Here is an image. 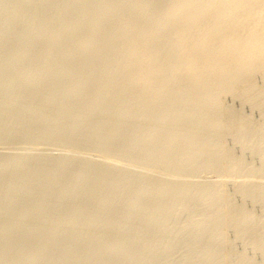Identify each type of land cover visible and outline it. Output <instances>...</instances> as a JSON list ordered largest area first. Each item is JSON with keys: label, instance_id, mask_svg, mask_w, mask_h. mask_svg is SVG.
<instances>
[{"label": "rangeland", "instance_id": "1", "mask_svg": "<svg viewBox=\"0 0 264 264\" xmlns=\"http://www.w3.org/2000/svg\"><path fill=\"white\" fill-rule=\"evenodd\" d=\"M67 1L68 0H0V4H1V6H0V22H1L0 23V41L1 40L3 41V42L2 41L0 42L1 43L0 44V47H1L0 48V54H1L0 55V74L3 72L2 76L0 75V81L2 80V82H0V85H1L0 86V98H1L0 100L2 101V102L0 101V103H1L0 104V109H1L0 110V115H1L0 116V195H1L0 196V216H1L0 217V264H55V263L56 264H72V263L73 264H230V263L231 264H264V243H263L264 242V179H263L264 178V148H263V146H264V131H263L264 130V126H263L264 125V80H263L264 74H262L263 71H262V73L259 70H258V72L255 71V73L257 72L256 74L255 73L253 74V76H255V77L253 78V76L251 75V77L253 79L249 76V79H252V81L250 83L247 81L248 83L246 82V86H248L250 84V87L245 86V82L243 83V81H246V80L244 79V77L243 78L241 77L240 78L241 81L238 79V81H240L239 84L237 83V80L234 81V82H236L235 83L236 85L234 84L233 88H231L232 84H233V82H232L230 84L229 83L224 84L225 89L223 88V86H222V88L220 87V89L216 88L215 90L218 93H215L213 91L214 89L213 90L211 89V91L208 90L209 91L208 95L211 96L213 94V97L208 98V100L206 98V97H209V96H207V91H205V93L203 92L204 93L203 95L206 94V97L203 96L204 97L203 98V97H201V95L195 97V96H193V94H190L188 92V90H190L191 88H189V86H190V84H188L189 80L186 79L187 82H185V78H187V76L185 74H184V76H185L184 80L182 79L183 78L182 74L184 73V70L182 71L181 69H183V68L180 69L179 67H181V66L176 65L179 63H176L177 62L176 61L177 56H175L176 55L175 52L172 51L174 55L172 54V52H170L171 50H173V48H172L173 42H171L173 39V36H171V32H172L171 30L173 27L172 26L170 27V25H169L170 28H168L166 30L168 25H165L166 22H164L165 20H163V19H166V17H164V15H163V11H164L163 9H165V7L167 8L166 0H161V1L160 0L159 1L158 0H154V1H152V0H133V2L135 4H136V2H137V4L140 2H141V4L146 3L147 5L142 4V7L143 8L145 7L144 9L141 6L139 7V5H137L138 7L135 5L136 6L135 7V6H133V3L130 4L131 3L130 1H132V0H130L129 2H128V0H125V1H127L126 2L127 5H125V1H124V5L122 4L123 2H121V1H123V0H102V1L101 0H73L74 2L72 0L71 1L69 0L68 1L69 3H67L68 5L65 4ZM10 2H11V4H10ZM159 2L161 4H159ZM120 3L123 5V7H125V6L126 7L125 8H123L122 6L117 7L116 5H119ZM113 6H116V8L114 9ZM148 6H149V11H147ZM66 7H68V9ZM104 8H105V10H104ZM117 8H118V10L128 9L126 11H129V10L133 11L136 9L137 12L135 11V13L138 15L142 14L144 12L149 13L151 18L145 24H143L141 26V28L143 27V29H147L148 27L150 28L151 25H152V27L154 26L156 32L154 31L155 33L154 32L152 33L153 34L152 39L154 41L156 40V43H159L160 47H163V46H161L162 45L161 43H164L163 45L165 47H167V48L157 47V50L159 49L157 51L158 52L157 53L158 59L159 60L163 59V57L165 59H167V60L163 59L164 61L160 60L161 62H158V64H161V65L163 64L162 65L163 68H164L165 64L167 65V66H165L167 68H165L166 70L164 71V72H167V73H165L167 75L165 76V74L163 73L160 75L162 78L158 77L159 79L157 78L158 80H155V82L159 83L161 85V87H159L160 85L157 84L158 88L154 89L155 91L152 90L153 92H151L149 89H147V90H149L148 92L146 90L142 91L139 87L138 88L140 90L138 88H135V87H134L135 88L134 89L133 86H127L128 84L125 83L126 79H128L127 77H129V74H128L129 72L126 70V68H127L126 65L128 63H127V61H125L126 60L125 58H127V54L125 52L119 53L117 51V47H114L115 45H117L118 42L121 41V38H122L121 36L117 35L114 31L116 29V27H114V26H116V24L118 23V22L115 23L116 19L122 18V16L120 14L118 15V13H116L117 11H115V10H117ZM141 8L143 9V12H142ZM61 10H63V11L60 13ZM80 10H82V11H80ZM156 10H158V12H156ZM98 11H100V12H98ZM106 11H108V12H106ZM124 11L122 13H124ZM126 11H125V14H126ZM65 12H69V13H65ZM80 12H81V14H80ZM120 12L121 11H119V13ZM9 13H11V14H9ZM76 13H77V15H75ZM161 14L164 18L161 16ZM51 17H53V18H51ZM59 17H60L61 22L58 19ZM23 18H24V20H23ZM66 18H67V20H66ZM7 19H9V21ZM35 19H37V20L35 21ZM159 20H160V23H162V20H163V23L160 24L158 22ZM51 21L52 22L54 21V22L52 23ZM57 21H59V22H57ZM71 21H72V23H70ZM75 21H77L79 24ZM81 21H82V23H81ZM108 21H109V23H108ZM36 22H37V24H36ZM153 22H155V23H153ZM91 23L95 27H93L91 25ZM17 24H19V25H17ZM38 24H39V26H38ZM162 25H165L166 27L162 26ZM69 26H71V27L69 28ZM85 26H87V27H85ZM111 27L113 29L114 28L115 29L113 30V29H111ZM18 28H19V30H18ZM55 28H56V30H55ZM52 29H54V30L52 31ZM162 29H165L164 30L165 32ZM112 30H113L114 34H116V35H111V33H113ZM68 31H70V32H68ZM76 31H78V32H76ZM83 31H84V33H83ZM166 31L168 34L166 33ZM73 32H75V33H73ZM156 33H157V35L159 34L158 37H157ZM160 33H161V35H160ZM1 34L3 36H1ZM28 34H30V35H28ZM36 34H37V36H36ZM55 34H56V36H55ZM63 34H65L66 37ZM162 34L163 35L166 34V35H164V37H163ZM91 35H92V37H91ZM108 35H109V37H108ZM154 35H155V37H154ZM77 36H80V37H77ZM82 36H84V37H82ZM168 36H170V37H168ZM54 37L56 38V41H55ZM99 37H100V39H98ZM15 38H17V40H14ZM69 38H71L70 41H69ZM22 39H24V40H22ZM168 39H169V42H168ZM12 40H14V41H12ZM47 40H49V41H47ZM99 40H102V41H99ZM54 41L58 43V46H57V43L55 44ZM59 41H61V42H59ZM35 42H36V44H35ZM4 43H6V45ZM93 43H95V44H93ZM7 44H9V45H7ZM73 44H75V45H73ZM97 44H99V45H97ZM159 44L157 46H159ZM76 45H78V46H76ZM91 45H92V47H91ZM104 46H106V47H104ZM16 47H18V48H16ZM66 48H67V50H66ZM75 48H77V49H75ZM101 49H103V51ZM58 50H60L61 52ZM93 50L95 53H93ZM110 50H111V52H110ZM168 50H169V52L167 53ZM13 51H16L18 56H17L16 52H13ZM51 51H53L56 55ZM46 52H48V53H46ZM72 52H75V53H72ZM81 52L83 54H81ZM85 52L87 55H85ZM159 52L160 53L162 52V54L164 53L163 55L166 54L167 56H169L168 54L170 53L171 56H169V59H168V58H166L167 57L166 55H165L166 56L165 57L162 54H160ZM13 53L16 55H13ZM21 53H23V54H21ZM41 53H42V55H41ZM51 53H53V54H51ZM58 53H60V54H58ZM115 53H119V54H115ZM33 54H35V55H33ZM74 54H75V56H74ZM113 54H115V55H113ZM121 54H122V56H120ZM54 55H55V57H54ZM103 55H105V56H103ZM12 56L13 57L15 56L16 58L15 57L13 58ZM31 57H32V59H30ZM73 57H75V58L73 59ZM119 57H121V58H119ZM61 58L64 60L62 61ZM70 58H71V61H70ZM76 58L78 60H76ZM97 58H98V60H96ZM174 58H176V59H174ZM53 59H55L56 62ZM103 59L105 60V63H103L104 62ZM14 60L16 63L14 62ZM19 60H20V62H19ZM38 60H40V61H38ZM47 60H48V62L45 63V61H47ZM50 60H51V62H50ZM122 60H124L126 64L123 63L124 61H122ZM34 61H36V62H34ZM77 61H79L78 64H77ZM82 61L84 62V64ZM90 61L92 62L91 64H90ZM94 61H95V63H94ZM97 61L99 63V67L97 65L98 63H96ZM165 61H169V62L167 63ZM62 62H64V63H62ZM33 63H34V65H33ZM35 63H37L36 67H34ZM9 64H11V65H9ZM88 64H90V66H91L90 68H89ZM93 64H94L95 68H97V69H95V68L92 69ZM109 64H110V66H109ZM124 64H125V69H122V68H124L123 67ZM7 65L9 66V68ZM17 65L19 68L17 67ZM29 65H31V67ZM32 65L34 68L32 67ZM87 65H88V67H87ZM77 66H78V68H77ZM15 67H16V69H15ZM68 67H69V71L67 70ZM174 67H175V69H174ZM39 68H41L40 69V70H42L41 72H40V70H38ZM61 68H62V70H61ZM76 68L78 70H76ZM178 68L181 70V72H180V70H178ZM27 70H29V71H27ZM50 70H52V71H50ZM81 70H83V71H81ZM124 70H126L128 73H126ZM16 71H17V74L15 73ZM75 71L78 72L79 74L76 73ZM120 71H122V72H120ZM58 72H60V74ZM102 72H103V74H102ZM124 72L126 75L123 74ZM43 73H44V75H42ZM53 73H55L56 76L59 74L58 75L59 77L57 76V78H56L55 74H53ZM20 74H21V76H20ZM51 74L54 77L49 76ZM75 74H77V76ZM92 74H94V77ZM95 74H97V75L99 74V75L96 76ZM174 74H175V76H174ZM6 75L11 76V77H7ZM27 76H29V77H27ZM64 76H66V77H64ZM100 76L103 79L99 78ZM123 76H124V78H123ZM163 76H165V78H167V80ZM43 77H44V79H43ZM47 77H48V79H49V77L51 79L48 80ZM83 77H84V79H83ZM86 77H87V79L88 78H90V79L87 80ZM176 77H178V78H176ZM111 78H113V80ZM245 78L247 79L248 77L245 76ZM99 79H100V81H99ZM161 79H163V80H161ZM178 79H179V81H181V80H183V81L179 82V81H177ZM242 79H243V81H242ZM32 80H33V82H32ZM34 80L36 81V83H34L35 82ZM79 80H81V81H79ZM114 80H117V82L115 81V83H114L113 82ZM120 80L121 81L123 80V81L121 83H119ZM51 81H53L52 82L53 85H52ZM69 81H70V83H68ZM72 81H73V83H72ZM89 81L92 83H88ZM103 81H105V82H103ZM158 81H160V82L162 81V84ZM54 82H56V83L58 82V83L56 84ZM76 82H78V83H76ZM101 82L103 83V85ZM173 82H175V83H173ZM84 83H86V84H84ZM113 83H114V85H113ZM185 83H186V85H185ZM12 84H13V86H12ZM60 84H61V87L63 86L62 88L60 87ZM63 84H66V85H63ZM69 84H70V86H69ZM72 84H74V86ZM77 84L79 85V88H82V87L83 88L79 89L77 87L78 86ZM96 84H98V85L100 84V86L98 87ZM109 84H111V85L109 86ZM163 84H164V86H162ZM169 84L172 86V88ZM228 84H229V86H228ZM242 84H244V85H242ZM251 84L253 86H251ZM25 86H26V88H25ZM33 86H35V87L33 88ZM40 86H41V88H40ZM47 86H48V88L49 87H51V88L48 89ZM93 86H95V87H93ZM113 86L114 87L117 86L116 88L118 90L116 88H114ZM186 86H188V90L186 89L187 88ZM237 86H239V87H237ZM5 87L6 88L8 87L10 90L7 88V90H8L7 91ZM21 87H24V89ZM74 87H76L77 89ZM92 87H93V89H92ZM100 87L102 88L103 91L101 90ZM128 87L131 89H129ZM162 87H164V88H162ZM226 87H228V89H226ZM252 87H253V89H252ZM86 88L87 89L90 88L91 91L87 90ZM29 89H30V91H27ZM40 89H44V90H42L43 92H41ZM56 89H58V91ZM96 89L99 92H97ZM107 89L108 90L110 89V90L108 91ZM111 89H113V90L116 89V91H113V90L111 91ZM122 89H123V91H121ZM217 89H219V90H217ZM222 89L224 91H222ZM31 90H33L35 92H33ZM49 90L52 92H50ZM15 91H16V93H15ZM88 91L90 94L88 93ZM140 91H142L144 93H142ZM173 91L176 93H173ZM65 92H67V93H65ZM68 92H69V94H68ZM73 92H75V93H73ZM107 92L110 94V95L108 94L109 96L107 95ZM111 92H113V93H111ZM167 92H168V94H167ZM210 92H213V93L210 94ZM28 93H30L31 96H29ZM70 93L72 96H70ZM131 93L132 94L134 93V95L135 94L136 95L135 96L131 95ZM150 93H152V94H150ZM163 93H165V94H163ZM214 93L216 95H214ZM6 94H8V96H6L7 98L5 97ZM63 94H65V95H63ZM139 94H141V95H139ZM154 94H156V95H154ZM160 94H161V96H160ZM162 94L165 97H162ZM16 95H18V96L16 97ZM52 95H53V97H52ZM111 95H112V97H110ZM114 95H116V98ZM138 95H139V97H137ZM142 95H144L143 96L144 98H142V97L140 98V96H142ZM100 96H102V97L100 98ZM122 96H124V98L125 97L126 98L124 99ZM241 96L243 97L242 99H241ZM9 97H10V99H9ZM34 97H36V98H34ZM41 97L43 98V100ZM71 97H72V99H71ZM77 97L79 99H77ZM95 97L96 98L98 97V98L96 99ZM157 97H158V99H157ZM12 98H14L15 100ZM32 98H34L33 99L34 101L32 100ZM37 98H38V100H36ZM114 98H115V100H114ZM119 98H120V100H119ZM134 98H135V100H134ZM145 98H146V100H145ZM199 98H201V99H199ZM221 98H223V99H221ZM63 99H64L65 103H64V101H63V103H61ZM80 99L83 101H81ZM93 99H95V101H93ZM109 99L111 100L110 102H109ZM138 99H139V101H138ZM151 99L153 101H151ZM79 100L81 101V103L83 105L80 103ZM90 100H92V101H90ZM113 100L115 102H112ZM121 100L125 101V103H123ZM130 100H132V101H130ZM161 100H162V102H161ZM181 100H183V101H181ZM223 100H224V103H223ZM4 101H7V102H4ZM49 101H52V102L49 103ZM69 101L72 103V105H70L71 103H69ZM77 101H79V102H77ZM88 101H90V102H88ZM147 101H149V102H147ZM154 101H158V102H156L157 104L154 103ZM178 101H180V102H178ZM100 102H102V103H100ZM132 102H133V104H131ZM150 102H152V103H150ZM160 102H161V104H160ZM18 103H19V106H18ZM30 103H32V104H30ZM36 103L39 105V107ZM41 103H43V105ZM73 103L74 104L76 103L75 104L76 106ZM91 103H94L93 106ZM96 103H97V105H96ZM34 104H36V105H34ZM58 104H60V105H58ZM117 104H120L121 107ZM134 104H136V105L140 104L141 106L138 105V107H133V106H136ZM41 105L44 107L40 108ZM50 105L53 107L50 108ZM63 105H64V107H63ZM73 105L75 106V108ZM88 105H89V107H88ZM99 105L101 106V108H100L101 110L98 108ZM216 105H219V106H216ZM6 106L8 109L6 108ZM28 106H29V109H28ZM60 106L62 107L63 110L61 109ZM81 106H82V108H81ZM83 106H84V108H83ZM90 106H91V108H90ZM161 106H163V107H161ZM255 106H257V107H255ZM68 107H70V108H68ZM77 107H79L80 110ZM115 107H116V109L117 108L118 109L116 110ZM126 107H127V109H126ZM224 107H226V111L222 112L225 110ZM35 108H36V110H35ZM87 108H88V110H87ZM155 108H158V109H155ZM15 109H16V111H15ZM71 109L74 112H72ZM83 109L86 112H84ZM133 109H134V111H133ZM137 109H138V111H137ZM143 109H145V110L143 111ZM37 110H39V111H37ZM41 110H43V111L41 112ZM65 110H66V113L64 112ZM89 110L93 116L91 115ZM98 110L104 114H101V112H99ZM151 110H152V112H151ZM115 111H118L117 113L119 116L117 115V113ZM123 111H124V113H123ZM23 112H25V113H23ZM39 112H41V113H39ZM77 112H79V113H77ZM143 112L144 113L147 112V114L146 113L144 114ZM88 113H90V114H88ZM140 113H141V116H139ZM15 114H17L19 117L16 116ZM22 114H24V115H22ZM36 114L41 116L42 118L43 117H45V118H43V120H42V118L39 116H36ZM109 114H112V115H109ZM222 114H224V115H222ZM27 115H28V117H27ZM50 115L53 117H51ZM66 115H67L68 119L70 118V120L67 119ZM114 115H117V116H114ZM132 115H133V117H132ZM23 116H24V120H21V119H23ZM250 116H251V118H250ZM13 117H15V118H13ZM58 117H59V119H57ZM65 117H66V120L62 121V119L64 120ZM74 117H75V119H74ZM76 117L79 119H76ZM87 117H89L90 120H88ZM134 117L135 118L140 117V118L135 119ZM29 118H31V119H29ZM146 118H147V120H146ZM222 118H223V121H222ZM38 119H40V121H38ZM84 119H85V121H84ZM129 119H131V120H129ZM44 120H46V121H44ZM23 121H24V123H22ZM46 122H48L49 124ZM258 122H260V123H258ZM55 123H56V125H55ZM123 123H125V124H123ZM223 123H225V124H223ZM12 124H13V126H12ZM40 124H42V125H40ZM23 125L27 128H25ZM158 125H159V127H158ZM256 125H257V127H256ZM77 126H79V127H77ZM106 126H107V128H105ZM140 126H142V127H140ZM203 126H205V129L203 128ZM167 127H169V128H167ZM225 127H227V128H225ZM248 127H250V128H248ZM66 128H67V130H66ZM62 129H63V131H62ZM92 129H94V130H92ZM100 129L102 130V132ZM155 129L157 131H155ZM85 130H86V132H85ZM32 132H33V134H32ZM107 132H108V134H107ZM103 133H104V135H103ZM126 133H128V134H126ZM255 133H256V135H255ZM96 136H98V137H96ZM149 136H150V138H149ZM258 136H259V138H258ZM19 140H20V142H19ZM163 140H165V141H163ZM95 141H96V143H95ZM168 141H169V143H168ZM107 143H109V145ZM219 144H220V146H219ZM124 147H125V149H124ZM161 147H162V149H161ZM254 147H256V148L254 149ZM133 150H134V152H133ZM22 151H23V153H22ZM136 152H137V154H135ZM184 156H185V158H184ZM105 159H107V160H105ZM223 161H225V162H223ZM181 163H183V164H181ZM226 163H228L229 165ZM222 164H224V165H222ZM142 168H143V170H142ZM173 168H175V169H173ZM193 168H194V170H193ZM90 170H92V171H90ZM3 171H5V172H3ZM45 173H46V175H45ZM127 175H128V177H127ZM164 175L166 177H164ZM229 175H231V176H229ZM234 175H235V178H234ZM130 176L133 178V180ZM175 176L179 180H176ZM125 177L128 179H126ZM173 177H175V178H173ZM232 177L234 179L230 180V178H232ZM241 177H244L245 179L244 178L241 179ZM166 178H167V180H166ZM224 179H226V180H224ZM35 181H36V183H35ZM259 181H261V182H259ZM160 182H162L163 184ZM177 182H179V183H177ZM44 183H45V185H44ZM223 183H225V184L222 188L221 185H223ZM137 188H138V190H137ZM162 188H164V189H162ZM123 190H124V192H123ZM221 191H223V192L221 193ZM167 192H168V194H171V195L169 196L167 194ZM218 194H219V196H218ZM229 200H231V201L229 202ZM237 201H238V203H237ZM212 204L214 207L212 206ZM222 204H225V205H222ZM232 210H233V212H232ZM226 211L229 214L226 213ZM235 211H236V213H235ZM204 213H205V215H204ZM230 214H232L233 216ZM189 215H191V216H189ZM175 216H177V217H175ZM149 218H150V220H149ZM157 219H159V220H157ZM252 219H253V221H252ZM134 222H136L137 224ZM188 223H189V225H188ZM157 224H158V226H157ZM220 224H222V225H220ZM137 228H139V229H137ZM245 228H247V229H245ZM209 233H210V235H209ZM181 235H183V236H181ZM206 236H207V238H206ZM123 239L125 242L123 241ZM220 239H223V240H220ZM135 240H136V242H135ZM230 240L232 241V243L230 242ZM260 240H261V242H259ZM215 243H217V244H215ZM125 246H126V248H125ZM253 246H255V247H253ZM133 249H135V250H133ZM238 249H239V251H238ZM215 251L216 252L219 251V253H216ZM129 255H130V257H129ZM196 256H197V258H196ZM220 256L221 257L223 256V257L221 258ZM188 258H189V260H188ZM166 259H168V260H166ZM226 259L228 262L226 261ZM229 259H230V262H229ZM235 260L237 261V263Z\"/></svg>", "mask_w": 264, "mask_h": 264}, {"label": "bare ground", "instance_id": "2", "mask_svg": "<svg viewBox=\"0 0 264 264\" xmlns=\"http://www.w3.org/2000/svg\"><path fill=\"white\" fill-rule=\"evenodd\" d=\"M69 1V0H68ZM66 2L65 4H67V3H69V2ZM71 1V0H70ZM73 1V0H72ZM102 1V0H101ZM124 1L125 0H123V1H121V2H123L122 4L124 5ZM130 0H128V2H129ZM152 1H154V0H152ZM159 1V0H158ZM161 1V0H160ZM12 2V1H11ZM11 2H10V4H11ZM18 2V1H17ZM56 2V1H55ZM74 2V1H73ZM112 2V1H111ZM126 2L127 1H125V5H127L126 4ZM131 3L130 4H132L133 3V6H137V5H139V7L141 6L142 7V4H144V3H142L141 4V2L140 3H138L137 4V2H136V4L133 2V0L132 1H130ZM139 2V1H138ZM149 2V1H148ZM60 3V2H59ZM79 3V2H78ZM108 3V2H107ZM117 3V2H116ZM151 3V2H150ZM167 3V4H166ZM166 5H167V8L165 7V9H163L164 11H163V15H164V17H166V19H163L164 17L162 16V14H161V16L163 17L162 19L163 20H165L164 22H166V24L165 25H168V27L166 28V30L168 29V28H170L171 26L173 27L172 28V32H171V36H173V39H172V41L171 42H173L172 43V48H173V50H171L170 52H172V51H174L175 52V56H177V62L176 63H179V64H176L177 66H181V67H179L180 69L181 68H183V69H181L182 71L184 70V73L182 74V76H183V80H184V74L187 76V78H185V82H187L186 81V79L187 80H189V83L188 84H190V86H189V88H191L190 90H188V86H186L185 88L188 90V92L190 93V94H193V96H195V97H197V96H200L201 95V97H206V94L205 95H203L204 93H205V91H207V96H209V97H206L207 98V100H208V98H211V97H213V94L210 96V95H208V90H210L211 91V89L215 92V93H218V92H216V88H219L220 89V87L222 88V86H223V88H224V84H227V83H232L233 82V84H232V87L231 88H233L234 86V84L236 83V82H234V81H236L237 80V83L239 84L240 83V81H241V77L243 78L244 77V79L246 80V81H243V79H242V81H243V83L245 82V86H246V82L248 81L249 83L252 81V79L255 77V76H253V74L255 73V71H257L258 72V70L259 71H261V73H262V71H263V73L262 74H264V0H166ZM4 4V3H3ZM23 4V3H22ZM27 4V3H26ZM29 4V3H28ZM95 4V3H94ZM104 4V3H103ZM121 3L119 4V5H116L117 7L118 6H122L123 7V5H122ZM141 4V5H140ZM146 4V3H145ZM144 4V5H145ZM159 4H161L160 2H159ZM5 5V4H4ZM68 5V4H67ZM76 5V4H75ZM74 5V6H75ZM90 5V4H89ZM106 5V4H105ZM111 5V4H110ZM147 5V4H146ZM158 5V4H157ZM0 6H1V4H0ZM17 6V5H16ZM43 6V5H42ZM46 6V5H45ZM98 6V5H97ZM116 6H113L114 7V9L116 8ZM131 6V5H130ZM135 6V7H136ZM154 6V5H153ZM160 6V5H159ZM6 7V6H5ZM63 7V6H62ZM69 7V6H68ZM68 7H66L67 9H68ZM92 7V6H91ZM119 7V8H120ZM126 7V6H125ZM125 7H123V8H125ZM134 7V8H135ZM138 7V6H137ZM158 7V6H157ZM163 7V6H162ZM2 8V7H1ZM4 8V7H3ZM16 8V7H15ZM14 8V9H15ZM57 8V7H56ZM103 8V7H102ZM129 8V7H128ZM143 8V7H142ZM141 8V9H142ZM145 8V7H144ZM143 8V9H144ZM70 9V8H69ZM76 9V8H75ZM143 9H142V12H143ZM159 9V8H158ZM7 10V9H6ZM24 10V9H23ZM60 10V9H59ZM65 10V9H64ZM104 10H105V8H104ZM108 10V9H107ZM126 10H128V9H120V10H118V8H117V10H115V11H117L116 13H118V15L120 14L121 16H122V18H115L116 19V21H115V23H117L116 24V26H114V27H116V29L114 30L112 27H111V29H113L114 31H115V33L117 34V35H119V36H121L122 38H121V41L120 42H118L117 43V45H115L114 47H117V51L120 53V52H125L126 54H127V58H125L126 60L125 61H127V63L129 64H127L126 65V70L129 72H127L126 70H124L126 73H128L129 74V77H127L128 79H126V81H125V83L126 84H128L127 86H133V88L135 87V88H140L142 91H151V92H153L152 90H154V89H156V88H158V85H160L159 83H156L155 82V80H158L159 78L158 77H161L160 75L161 74H165V73H167V72H164L166 69L165 68H167V67H165V66H167L166 64L164 65V68L162 67V65L161 64H158V62H161L163 59L164 60H167V59H165L163 56H165V55H163L162 54V52L160 53V54H162L161 56L163 57V59H158V50H157V47H160V44L159 43H156V40L154 41L153 39H152V33L155 31V28H154V26L152 27V25H151V27L149 28H147V29H143V27L141 28V26L143 25V24H145L151 17H150V14L149 13H142V14H136L135 13V11H136V9L135 10H133V11H131V10H129V11H126V14H125V11ZM153 10V9H152ZM18 11V10H17ZM47 11V10H46ZM53 11V10H52ZM63 10H61L60 11V13L62 12ZM80 11H82V10H80ZM87 11V10H86ZM93 11V10H92ZM110 11V10H109ZM119 11H121L120 13H119ZM124 11V13H122ZM139 11V10H138ZM147 11H149V6H148V10ZM154 11V10H153ZM71 12V11H70ZM98 12H100V11H98ZM106 12H108V11H106ZM137 12V11H136ZM140 12V11H139ZM152 12V11H151ZM156 12H158V10H156ZM17 13V12H16ZM51 13V12H50ZM65 13H69V12H65ZM95 13V12H94ZM93 13V14H94ZM97 13V12H96ZM111 13V12H110ZM123 15H122V14ZM160 13V12H159ZM6 14V13H5ZM9 14H11V13H9ZM18 14V13H17ZM56 14V13H55ZM58 14V13H57ZM80 14H81V12H80ZM109 14V13H108ZM125 14V15H124ZM75 15H77V13L75 14ZM101 15V14H100ZM103 15V14H102ZM115 15V14H114ZM154 15V14H153ZM157 15V14H156ZM7 16V15H6ZM48 16V15H47ZM67 16V15H66ZM65 16V17H66ZM97 16V15H96ZM120 16V17H121ZM13 17V16H12ZM40 17V16H39ZM49 17V16H48ZM73 17V16H72ZM76 17V16H75ZM109 17V16H108ZM112 17V16H111ZM155 17V16H154ZM20 18V17H19ZM26 18V17H25ZM41 18V17H40ZM50 18V17H49ZM51 18H53V17H51ZM94 18V17H93ZM59 20H60V17L58 18ZM75 19V18H74ZM79 19V18H78ZM95 19V18H94ZM111 19V18H110ZM114 19V18H113ZM119 19V20H118ZM8 21H9V19H7ZM23 20H24V18H23ZM37 19H35V21H36ZM66 20H67V18H66ZM82 20V19H81ZM93 20V19H92ZM118 20V21H117ZM158 20V19H157ZM161 20V19H160ZM160 20L158 21L159 23H160ZM163 20H162V23H163ZM14 21V20H13ZM29 21V20H28ZM85 21V20H84ZM87 21V20H86ZM98 21V20H97ZM107 21V20H106ZM18 22V21H17ZM33 22V21H32ZM52 22V21H51ZM54 22V21H53ZM52 22V23H53ZM57 22H59V21H57ZM60 22H61V20H60ZM75 22H77V21H75ZM74 22V23H75ZM93 22V21H92ZM1 23V22H0ZM23 23V22H22ZM31 23V22H30ZM65 23V22H64ZM70 23H72V21L70 22ZM78 23V22H77ZM81 23H82V21H81ZM87 23V22H86ZM108 23H109V21H108ZM153 23H155V22H153ZM162 23H160V24H162ZM21 24V23H20ZM36 24H37V22H36ZM79 24V23H78ZM107 24V23H106ZM112 24V23H111ZM152 24V23H151ZM159 24V25H160ZM11 25V24H10ZM17 25H19V24H17ZM44 25V24H43ZM46 25V24H45ZM73 25V24H72ZM83 25V24H82ZM87 25V24H86ZM91 25H92V23H91ZM95 25V24H94ZM101 25V24H100ZM148 25V24H147ZM154 25V24H153ZM165 25H162V26H165ZM169 25H170V27H169ZM38 26H39V24H38ZM57 26V25H56ZM93 26V25H92ZM112 26V25H111ZM150 26V25H149ZM156 26V25H155ZM161 26V27H162ZM36 27V26H35ZM50 27V26H49ZM52 27V26H51ZM62 27V26H61ZM71 26H69V28H70ZM74 27V26H73ZM78 27V26H77ZM82 27V26H81ZM85 27H87V26H85ZM93 27H95V26H93ZM159 27V26H158ZM166 27V26H165ZM17 28V27H16ZM38 28V27H37ZM36 28V29H37ZM84 28V27H83ZM108 28V27H107ZM15 29V28H14ZM48 29V28H47ZM78 29V28H77ZM82 29V28H81ZM97 29V28H96ZM100 29V28H99ZM18 30H19V28H18ZM54 29H52V31H53ZM55 30H56V28H55ZM89 30V29H88ZM113 30H112V32H113ZM163 31L165 30V29H162ZM2 31V30H1ZM36 31V30H35ZM34 31V32H35ZM51 31V30H50ZM61 31V30H60ZM79 31V30H78ZM78 31H76V32H78ZM82 31V30H81ZM3 32V31H2ZM11 32V31H10ZM15 32V31H14ZM33 32V31H32ZM39 32V31H38ZM55 32V31H54ZM63 32V31H62ZM68 32H70V31H68ZM111 32V31H110ZM109 32V33H110ZM156 32V31H155ZM154 32V33H155ZM158 32V31H157ZM165 32V31H164ZM163 32V33H164ZM169 32V33H170ZM8 33V32H7ZM16 33V32H15ZM66 33V32H65ZM73 33H75V32H73ZM83 33H84V31H83ZM88 33V32H87ZM94 33V32H93ZM92 33V34H93ZM100 33V32H99ZM166 33H167V31H166ZM11 34V33H10ZM14 34V33H13ZM33 34V33H32ZM48 34V33H47ZM53 34V33H52ZM57 34V33H56ZM56 34H55V36H56ZM70 34V33H69ZM68 34V35H69ZM101 34V33H100ZM116 34H114V32L113 33H111V35H116ZM168 34V33H167ZM28 35H30V34H28ZM63 35H65V34H63ZM97 35V34H96ZM156 35H157V33H156ZM160 35H161V33H160ZM163 35V34H162ZM164 35H166V34H164ZM164 35H163V37H164ZM1 36H3L2 34H1ZM17 36V35H16ZM27 36V35H26ZM36 36H37V34H36ZM51 36V35H50ZM159 36V34L157 35V37ZM5 37V36H4ZM33 37V36H32ZM49 37V36H48ZM47 37V38H48ZM59 37V36H58ZM65 37H66V35H65ZM70 37V36H69ZM72 37V36H71ZM77 37H80V36H77ZM82 37H84V36H82ZM88 37V36H87ZM86 37V38H87ZM90 37V36H89ZM91 37H92V35H91ZM90 37V38H91ZM108 37H109V35H108ZM154 37H155V35H154ZM156 37V38H157ZM168 37H170V36H168ZM14 38V37H13ZM19 38V37H18ZM37 38V37H36ZM35 38V39H36ZM55 38V37H54ZM115 38V37H114ZM118 38V37H117ZM162 38V37H161ZM172 38V37H171ZM26 39V38H25ZM70 39L71 38H69V41H70ZM75 39V38H74ZM97 39V38H96ZM98 39H100V37L98 38ZM160 39V38H159ZM158 39V40H159ZM163 39V38H162ZM5 40V39H4ZM14 40H17V38H15ZM14 40H12V41H14ZM22 40H24V39H22ZM53 40V39H52ZM84 40V39H83ZM86 40V39H85ZM91 40V39H90ZM113 40V39H112ZM161 40V39H160ZM2 41V40H1ZM0 41V42H1ZM20 41V40H19ZM47 41H49V40H47ZM55 41H56V38H55ZM54 41V42H55ZM68 41V42H69ZM79 41V40H78ZM99 41H102V40H99ZM98 41V42H99ZM3 42V41H2ZM6 42V41H5ZM52 42V41H51ZM59 42H61V41H59ZM66 42V41H65ZM86 42V41H85ZM97 42V43H98ZM163 42V41H162ZM168 42H169V39H168ZM9 43V42H8ZM17 43V42H16ZM57 42H55V44H56ZM76 43V42H75ZM100 43V42H99ZM1 44V43H0ZM3 44V43H2ZM5 45H6V43H4ZM19 44V43H18ZM35 44H36V42H35ZM34 44V45H35ZM86 44V43H85ZM93 44H95V43H93ZM112 44V43H111ZM115 44V43H114ZM159 44V46H157ZM162 45L161 46H163V47H160V48H164L165 46L163 45L164 43H161ZM7 45H9V44H7ZM11 45V44H10ZM53 45V44H52ZM71 45V44H70ZM73 45H75V44H73ZM90 45V44H89ZM97 45H99V44H97ZM166 45V44H165ZM37 46V45H36ZM42 46V45H41ZM55 46V45H54ZM53 46V47H54ZM57 46H58V43H57ZM76 46H78V45H76ZM75 46V47H76ZM83 46V45H82ZM7 47V46H6ZM13 47V46H12ZM34 47V46H33ZM43 47V46H42ZM73 47V46H72ZM91 47H92V45H91ZM104 47H106V46H104ZM111 47V46H110ZM1 48V47H0ZM16 48H18V47H16ZM36 48V47H35ZM45 48V47H44ZM55 48V47H54ZM70 48V47H69ZM68 48V49H69ZM82 48V47H81ZM85 48V47H84ZM88 48V47H87ZM96 48V47H95ZM165 48H167V47H165ZM169 48V47H168ZM9 49V48H8ZM47 49V48H46ZM51 49V48H50ZM53 49V48H52ZM75 49H77V48H75ZM4 50V49H3ZM10 50V49H9ZM14 50V49H13ZM16 50V49H15ZM56 50V49H55ZM66 50H67V48H66ZM82 50V49H81ZM88 50V49H87ZM97 50V49H96ZM100 50V49H99ZM102 51H103V49H101ZM163 50V49H162ZM22 51V50H21ZM20 51V52H21ZM42 51V50H41ZM49 51V50H48ZM54 51V50H53ZM53 51H51V52H53ZM58 51H60V50H58ZM63 51V50H62ZM80 51V50H79ZM84 51V50H83ZM92 51V50H91ZM13 52H16V51H13ZM61 52V51H60ZM71 52V51H70ZM87 52V51H86ZM86 52H85V55H87L86 54ZM89 52V51H88ZM110 52H111V50H110ZM109 52V53H110ZM166 52V51H165ZM169 52V50L167 51V53ZM10 53V52H9ZM45 53V52H44ZM46 53H48V52H46ZM50 53V52H49ZM54 53V52H53ZM53 53H51V54H53ZM57 53V52H56ZM67 53V52H66ZM72 53H75V52H72ZM93 53H95L94 52V50H93ZM92 53V54H93ZM97 53V52H96ZM105 53V52H104ZM107 53V52H106ZM113 53V52H112ZM119 53H115V54H119ZM124 53V54H125ZM3 54V53H2ZM16 54H17V52H16ZM16 54H14L13 53V55H16ZM20 54V53H19ZM21 54H23V53H21ZM55 54V53H54ZM58 54H60V53H58ZM63 54V53H62ZM71 54V53H70ZM81 54H83L82 52H81ZM115 54H113V55H115ZM172 54H173V52H172ZM1 55V54H0ZM10 55V54H9ZM29 55V54H28ZM33 55H35V54H33ZM41 55H42V53H41ZM56 55V54H55ZM55 55H54V57H55ZM64 55V54H63ZM67 55V54H66ZM169 56H171V54L169 53L168 54ZM174 55V54H173ZM8 56V55H7ZM17 56H18V54H17ZM72 56V55H71ZM70 56V57H71ZM74 56H75V54H74ZM103 56H105V55H103ZM109 56V55H108ZM107 56V57H108ZM120 56H122V54L120 55ZM160 56V55H159ZM167 56V55H166ZM165 56V57H166ZM169 56H167L166 58H168L169 59ZM13 57V56H12ZM15 57V56H14ZM13 57V58H14ZM28 57V56H27ZM79 57V56H78ZM96 57V56H95ZM115 57V56H114ZM125 57V56H124ZM123 57V58H124ZM161 57V58H162ZM11 58V57H10ZM16 58V57H15ZM60 58V57H59ZM66 58V57H65ZM75 57H73V59H74ZM86 58V57H85ZM88 58V57H87ZM93 58V57H92ZM106 58V57H105ZM111 58V57H110ZM119 58H121V57H119ZM122 58V59H123ZM4 59V58H3ZM30 59H32V57L30 58ZM39 59V58H38ZM48 59V58H47ZM58 59V58H57ZM69 59V58H68ZM81 59V58H80ZM83 59V58H82ZM114 59V58H113ZM112 59V60H113ZM116 59V58H115ZM174 59H176V58H174ZM17 60V59H16ZM54 61H55V59H53ZM61 60L63 61L64 59H62L61 58ZM76 60H78L77 58H76ZM85 60V59H84ZM88 60V59H87ZM96 60H98V58L96 59ZM104 60V59H103ZM118 60V59H117ZM163 60V61H164ZM32 61V60H31ZM38 61H40V60H38ZM70 61H71V58H70ZM69 61V62H70ZM107 61V60H106ZM122 61H124V60H122ZM121 61V62H122ZM125 61L123 62V63H125ZM157 61V62H156ZM173 61V60H172ZM3 62V61H2ZM8 62V61H7ZM14 62H15V60H14ZM19 62H20V60H19ZM26 62V61H25ZM34 62H36V61H34ZM46 62H48V60L47 61H45V63ZM50 62H51V60H50ZM49 62V63H50ZM53 62V61H52ZM56 62V61H55ZM73 62V61H72ZM78 62L79 61H77V64H78ZM83 62V61H82ZM88 62V61H87ZM111 62V61H110ZM109 62V63H110ZM114 62V61H113ZM120 62V63H121ZM165 62H169V61H165ZM6 63V62H5ZM9 63V62H8ZM16 63V62H15ZM39 63V62H38ZM61 63V62H60ZM62 63H64V62H62ZM66 63V62H65ZM92 62L90 61V64H91ZM94 63H95V61H94ZM96 63H98V61L96 62ZM103 63H105V60H104V62ZM107 63V62H106ZM119 63V64H120ZM164 63V62H163ZM26 64V63H25ZM36 64L37 63H35V66L34 67H36ZM51 64V63H50ZM76 64V65H77ZM83 64H84V62H83ZM87 64V63H86ZM90 64H88L89 65V68L91 67L90 66ZM108 64V63H107ZM118 64V65H119ZM126 64V63H125ZM125 64L123 65V67L124 68H122V69H125ZM158 64V65H157ZM9 65H11V64H9ZM23 65V64H22ZM28 65V64H27ZM33 65H34V63H33ZM33 65H32V67H33ZM58 65V64H57ZM66 65V64H65ZM64 65V66H65ZM69 65V64H68ZM88 65H87V67H88ZM98 65V67H99V63L97 64ZM96 65V66H97ZM105 65V64H104ZM103 65V66H104ZM160 65V66H159ZM8 66V65H7ZM30 67H31V65H29ZM53 66V65H52ZM61 66V65H60ZM63 66V67H64ZM67 66V65H66ZM71 66V65H70ZM79 66V65H78ZM78 66H77V68H78ZM101 66V65H100ZM107 66V65H106ZM109 66H110V64H109ZM114 66V65H113ZM173 66V65H172ZM12 67V66H11ZM17 67H18V65H17ZM33 67V68H34ZM73 67V66H72ZM81 67V66H80ZM93 68L92 69H94L95 68V66H94V64H93V66H92ZM108 67V66H107ZM2 68V67H1ZM6 68V67H5ZM8 68H9V66H8ZM19 68V67H18ZM32 68V69H33ZM57 68V67H56ZM71 68V67H70ZM76 68V70H78ZM101 68V67H100ZM178 68V70H180ZM11 69V68H10ZM15 69H16V67H15ZM28 69V68H27ZM31 69V68H30ZM41 68H39L38 70H40ZM75 69V68H74ZM80 69V68H79ZM84 69V68H83ZM86 69V68H85ZM95 69H97V68H95ZM111 69V68H110ZM113 69V68H112ZM172 69V68H171ZM170 69V70H171ZM174 69H175V67H174ZM14 70V69H13ZM49 70V69H48ZM47 70V71H48ZM61 70H62V68H61ZM68 71H69V67H68V69H67ZM117 70V69H116ZM181 70H180V72H181ZM5 71V70H4ZM15 71V70H14ZM24 71V70H23ZM22 71V72H23ZM27 71H29V70H27ZM42 70H40V72H41ZM44 71V70H43ZM50 71H52V70H50ZM54 71V70H53ZM60 71V70H59ZM74 71V70H73ZM80 71V70H79ZM81 71H83V70H81ZM85 71V70H84ZM87 71V70H86ZM89 71V70H88ZM97 71V70H96ZM175 71V70H174ZM8 72V71H7ZM11 72V71H10ZM31 72V71H30ZM65 72V71H64ZM76 72V71H75ZM92 72V71H91ZM95 72V71H94ZM93 72V73H94ZM100 72V71H99ZM120 72H122V71H120ZM125 72L123 73V74H125ZM170 72V71H169ZM256 72V73H257ZM3 73V72H2ZM2 73L0 74L1 76H2ZM5 73V72H4ZM12 73V72H11ZM10 73V74H11ZM16 74H17V71L15 72ZM33 73V72H32ZM45 73V72H44ZM44 73L42 74V75H44ZM49 73V72H48ZM59 74H60V72H58ZM57 73V74H58ZM70 73V72H69ZM73 73V72H72ZM76 73H78V72H76ZM81 73V72H80ZM84 73V72H83ZM88 73V72H87ZM97 73V72H96ZM108 73V72H107ZM171 73V72H170ZM255 73V74H256ZM28 74V73H27ZM41 74V73H40ZM53 74H55V73H53ZM58 74V75H59ZM63 74V73H62ZM65 74V73H64ZM79 74V73H78ZM82 74V73H81ZM102 74H103V72H102ZM110 74V73H109ZM169 74V73H168ZM177 74V73H176ZM9 75V74H8ZM26 75V74H25ZM30 75V74H29ZM32 75V74H31ZM57 75V76H58ZM76 76H77V74H75ZM74 75V76H75ZM91 75V74H90ZM93 75V77H94V74H92ZM96 76H98L97 74H95ZM126 75V74H125ZM167 74H165V76H166ZM251 75L253 76V78L251 77ZM261 75V74H260ZM7 76V75H6ZM15 76V75H14ZM20 76H21V74H20ZM49 76H53L52 74L51 75H49ZM55 76H56V74H55ZM57 76H56V78H57ZM70 76V75H69ZM68 76V77H69ZM81 76V75H80ZM165 76H163L164 78H165ZM174 76H175V74H174ZM245 76L246 77H248L247 79L245 78ZM249 76L252 78V79H249ZM257 76V75H256ZM7 77H11V76H7ZM16 77V76H15ZM27 77H29V76H27ZM54 77V76H53ZM59 77V76H58ZM62 77V76H61ZM64 77H66V76H64ZM71 77V76H70ZM85 77V76H84ZM84 77H83V79H84ZM91 77V76H90ZM262 77V76H261ZM13 78V77H12ZM42 78V77H41ZM76 78V77H75ZM82 78V77H81ZM80 78V79H81ZM97 78V77H96ZM99 78H101V79H103L101 76L99 77ZM105 78V77H104ZM123 78H124V76H123ZM126 78V77H125ZM158 78V79H157ZM162 78V77H161ZM174 78V77H173ZM176 78H178V77H176ZM258 78V77H257ZM263 78V77H262ZM2 79V78H1ZM23 79V78H22ZM26 79V78H25ZM35 79V78H34ZM43 79H44V77H43ZM47 79H48V77H47ZM49 79H51L50 77H49ZM48 79V80H49ZM55 79V78H54ZM53 79V80H54ZM67 79V78H66ZM72 79V78H71ZM86 79H87V77H86ZM88 79H90V78H88ZM87 79V80H88ZM112 80H113V78H111ZM115 79V78H114ZM119 79V78H118ZM122 79V78H121ZM166 80H167V78H165ZM238 79L240 80V81H238ZM261 79V78H260ZM63 80V79H62ZM69 80V79H68ZM161 80H163V79H161ZM170 80V79H169ZM183 80H181V81H183ZM262 80V79H261ZM264 80V79H263ZM262 80V81H263ZM30 81V80H29ZM28 81V82H29ZM35 81V80H34ZM47 81V80H46ZM61 81V80H60ZM75 81V80H74ZM79 81H81V80H79ZM99 81H100V79H99ZM115 81L117 82V80H114L113 82L115 83ZM123 81V80H122ZM121 80L119 81V83H121L122 82ZM172 81V80H171ZM177 81H179V79L177 80ZM181 81H179V82H181ZM255 81V80H254ZM0 82H2V80L0 81ZM9 82V81H8ZM13 82V81H12ZM18 82V81H17ZM32 82H33V80H32ZM45 82V81H44ZM53 81H51V83H52ZM94 82V81H93ZM103 82H105V81H103ZM158 82H160V81H158ZM165 82V81H164ZM247 82V83H248ZM23 83V82H22ZM30 83V82H29ZM34 83H36V81L34 82ZM43 83V82H42ZM41 83V84H42ZM48 83V82H47ZM54 83H56V82H54ZM58 83V82H57ZM56 83V84H57ZM68 83H70V81L68 82ZM72 83H73V81H72ZM76 83H78V82H76ZM81 83V82H80ZM83 83V82H82ZM88 83H92V82H88ZM99 83V82H98ZM102 83V82H101ZM114 83H113V85H114ZM161 84H162V81L160 82ZM166 83V82H165ZM164 83V84H165ZM173 83H175V82H173ZM260 83V82H259ZM4 84V83H3ZM7 84V83H6ZM11 84V83H10ZM17 84V83H16ZM19 84V83H18ZM67 84V83H66ZM66 84H63V85H66ZM84 84H86V83H84ZM106 84V83H105ZM125 84V85H126ZM158 84V85H157ZM164 84L162 85V86H164ZM167 84V83H166ZM229 84H228V86H229ZM261 84V83H260ZM5 85V84H4ZM3 85V86H4ZM20 85V84H19ZM23 85V84H22ZM21 85V86H22ZM26 85V84H25ZM32 85V84H31ZM34 85V84H33ZM48 85V84H47ZM52 85H53V83H52ZM73 86H74V84H72ZM71 85V86H72ZM78 85V84H77ZM81 85V84H80ZM94 85V84H93ZM98 87L100 86V84L98 85V84H96ZM102 85H103V83H102ZM111 84H109V86H110ZM118 85V84H117ZM170 85V84H169ZM185 85H186V83H185ZM236 85V84H235ZM242 85H244V84H242ZM262 85V84H261ZM1 86V85H0ZM12 86H13V84H12ZM27 86V85H26ZM26 86H25V88H26ZM38 86V85H37ZM69 86H70V84H69ZM84 86V85H83ZM166 86V85H165ZM171 86V85H170ZM251 86H253L252 84H251ZM255 86V85H254ZM15 87V86H14ZM35 86H33V88H34ZM39 87V86H38ZM60 87H61V84H60ZM59 87V88H60ZM63 87V86H62ZM61 87V88H62ZM66 87V86H65ZM64 87V88H65ZM78 88H79V85L77 86ZM81 87V86H80ZM90 87V86H89ZM93 87H95V86H93ZM93 87H92V89H93ZM107 87V86H106ZM114 87V86H113ZM112 87V88H113ZM117 87V86H116ZM116 87H114V88H116ZM159 87H161V85L159 86ZM237 87H239V86H237ZM246 87H250V84L248 85V86H246ZM245 87V88H246ZM3 88V87H2ZM6 88V87H5ZM8 88V87H7ZM7 88H6V90H7ZM20 88V87H19ZM21 88H23L24 89V87H21ZM40 88H41V86H40ZM47 88H48V86H47ZM51 87H49L48 89H50ZM74 88H76V87H74ZM83 88V87H82ZM82 88H79V89H82ZM91 88V87H90ZM90 88L89 89H87V90H90ZM101 88V87H100ZM123 88V87H122ZM129 88V87H128ZM127 88V89H128ZM134 88V89H135ZM138 88V89H139ZM153 88V89H152ZM162 88H164V87H162ZM171 88H172V86H171ZM180 88V87H179ZM184 88V87H183ZM4 89V88H3ZM9 89V88H8ZM16 89V88H15ZM46 89V88H45ZM53 89V88H52ZM77 89V88H76ZM85 89V88H84ZM99 89V88H98ZM117 89V88H116ZM116 89L115 90H113V89H111V91L113 90V91H116ZM125 89V88H124ZM126 89V90H127ZM129 89H131V88H129ZM139 89V90H140ZM147 89H149V90H147ZM166 89V88H165ZM219 89H217V90H219ZM225 89V88H224ZM226 89H228V87H226ZM252 89H253V87H252ZM259 89V88H258ZM10 90V89H9ZM18 90V89H17ZM21 90V89H20ZM19 90V91H20ZM35 90V89H34ZM39 90V89H38ZM41 90V92H43L42 90H44V89H40ZM47 90V89H46ZM57 91H58V89H56ZM63 90V89H62ZM68 90V89H67ZM75 90V89H74ZM101 90H102V88H101ZM108 90V89H107ZM110 90V89H109ZM108 90V91H109ZM118 90V89H117ZM230 90V89H229ZM236 90V89H235ZM248 90V89H247ZM250 90V89H249ZM255 90V89H254ZM3 91V90H2ZM1 91V92H2ZM8 91V90H7ZM6 91V92H7ZM22 91V90H21ZM25 91V90H24ZM27 91H30V89L29 90H27ZM31 91H33V90H31ZM48 91V90H47ZM50 91V90H49ZM64 91V90H63ZM81 91V90H80ZM84 91V90H83ZM91 91V90H90ZM96 91H97V89H96ZM95 91V92H96ZM103 91V90H102ZM121 91H123V89L121 90ZM142 91H140V92H142ZM155 91V90H154ZM167 91V90H166ZM222 91H224L223 89H222ZM251 91V90H250ZM14 92V91H13ZM18 92V91H17ZM33 92H35V91H33ZM38 92V91H37ZM50 92H52V91H50ZM94 92V93H95ZM97 92H99V91H97ZM132 92V91H131ZM138 92V91H137ZM157 92V91H156ZM204 92V93H203ZM220 92V91H219ZM233 92V91H232ZM240 92V91H239ZM243 92V91H242ZM15 93H16V91H15ZM19 93V92H18ZM25 93V92H24ZM31 93V92H30ZM30 93H28L29 94V96H31L30 95ZM40 93V92H39ZM47 93V92H46ZM56 93V92H55ZM60 93V92H59ZM65 93H67V92H65ZM73 93H75V92H73ZM88 93H89V91H88ZM92 93V92H91ZM101 93V92H100ZM103 93V92H102ZM111 93H113V92H111ZM115 93V92H114ZM122 93V92H121ZM136 93V92H135ZM139 93V92H138ZM142 93H144V92H142ZM141 93V94H142ZM155 93V92H154ZM173 93H176V92H174L173 91ZM178 93V92H177ZM188 93V94H189ZM211 93H213V92H210V94ZM214 93V95H216ZM237 93V92H236ZM249 93V92H248ZM253 93V92H252ZM32 94V93H31ZM45 94V93H44ZM68 94H69V92H68ZM90 94V93H89ZM106 94V93H105ZM109 93L107 92V95H108ZM118 94V93H117ZM125 94V93H124ZM129 94V93H128ZM141 94H139V95H141ZM150 94H152V93H150ZM163 94H165V93H163ZM163 94H162V97H165V96H163ZM167 94H168V92H167ZM179 94V93H178ZM183 94V93H182ZM189 94V95H190ZM14 95V94H13ZM23 95V94H22ZM33 95V94H32ZM37 95V94H36ZM48 95V94H47ZM55 95V94H54ZM57 95V94H56ZM61 95V94H60ZM63 95H65V94H63ZM78 95V94H77ZM102 95V94H101ZM110 95V94H109ZM108 95V96H109ZM113 95V94H112ZM112 95L110 96V97H112ZM130 95V94H129ZM131 95H134V93L132 94L131 93ZM136 95V94H135ZM134 95V96H135ZM139 95L137 96V97H139ZM154 95H156V94H154ZM173 95V94H172ZM224 95V94H223ZM247 95V94H246ZM253 95V94H252ZM6 96H8V94H6L5 95V97ZM10 96V95H9ZM15 96V95H14ZM18 95H16V97H17ZM26 96V95H25ZM44 96V95H43ZM70 96H72L71 95V93H70ZM81 96V95H80ZM93 96V95H92ZM95 96V95H94ZM103 96V95H102ZM102 96H100V98L102 97ZM115 96V98H116V95H114ZM113 96V97H114ZM118 96V95H117ZM121 96V95H120ZM144 95H142V96H140V98L142 97V98H144L143 97ZM153 96V95H152ZM158 96V95H157ZM160 96H161V94H160ZM174 96V95H173ZM188 96V95H187ZM186 96V97H187ZM232 96V95H231ZM240 96V95H239ZM244 96V95H243ZM2 97V96H1ZM11 97V96H10ZM10 97H9V99H10ZM15 97V98H16ZM49 97V96H48ZM52 97H53V95H52ZM63 97V96H62ZM75 97V96H74ZM79 97V96H78ZM77 97V99H79ZM99 97V96H98ZM97 97V98H98ZM107 97V96H106ZM123 98H124V96H122ZM132 97V96H131ZM151 97V96H150ZM154 97V96H153ZM170 97V96H169ZM203 97V98H204ZM226 97V96H225ZM246 97V96H245ZM244 97V98H245ZM261 97V96H260ZM7 98V97H6ZM19 98V97H18ZM26 98V97H25ZM34 98H36V97H34ZM34 98H32V100L34 99ZM42 98V97H41ZM57 98V97H56ZM96 98V97H95ZM96 98V99H97ZM105 98V97H104ZM115 98H114V100H115ZM121 98V97H120ZM120 98H119V100H120ZM126 98V97H125ZM124 98V99H125ZM128 98V97H127ZM176 98V97H175ZM174 98V99H175ZM184 98V97H183ZM205 98V99H206ZM224 98V97H223ZM223 98H221V99H223ZM227 98V97H226ZM237 98V97H236ZM243 97L241 96V99H242ZM1 99V98H0ZM12 99H14V98H12ZM20 99V98H19ZM18 99V100H19ZM27 99V98H26ZM30 99V98H29ZM45 99V98H44ZM58 99V98H57ZM70 99V98H69ZM71 99H72V97H71ZM74 99V98H73ZM85 99V98H84ZM90 99V98H89ZM106 99V98H105ZM113 99V98H112ZM148 99V98H147ZM155 99V98H154ZM157 99H158V97H157ZM163 99V98H162ZM166 99V98H165ZM173 99V100H174ZM199 99H201V98H199ZM250 99V98H249ZM256 99V98H255ZM261 99V98H260ZM263 99V98H262ZM4 100V99H3ZM15 100V99H14ZM23 100V99H22ZM21 100V101H22ZM36 100H38V98L36 99ZM42 100H43V98H42ZM48 100V99H47ZM50 100V99H49ZM55 100V99H54ZM59 100V99H58ZM81 100V99H80ZM79 100V101H80ZM88 100V99H87ZM100 100V99H99ZM112 101V102H115V101ZM134 100H135V98H134ZM145 100H146V98H145ZM156 100V99H155ZM178 100V99H177ZM180 100V99H179ZM211 100V99H210ZM227 100V99H226ZM229 100V99H228ZM247 100V99H246ZM1 101V100H0ZM10 101V100H9ZM28 101V100H27ZM34 101V100H33ZM41 101V100H40ZM63 101H64V99L62 100V102L61 103H63ZM71 101V100H70ZM69 101V103H71ZM76 101V100H75ZM79 101H77V102H79ZM81 101H83V100H81ZM81 101H80V103H81ZM90 101H92V100H90ZM90 101H88V102H90ZM93 101H95V99H93ZM101 101V100H100ZM111 100L109 99V102H110ZM122 101V100H121ZM130 101H132V100H130ZM138 101H139V99H138ZM143 101V100H142ZM151 101H153L152 99H151ZM160 101V100H159ZM165 101V100H164ZM167 101V100H166ZM172 101V100H171ZM170 101V102H171ZM176 101V100H175ZM181 101H183V100H181ZM245 101V100H244ZM2 102V101H1ZM4 102H7V101H4ZM32 102V101H31ZM46 102V101H45ZM50 102H52V101H49V103ZM68 102V101H67ZM119 102V101H118ZM123 103H125V101H122ZM129 102V101H128ZM135 102V101H134ZM145 102V101H144ZM147 102H149V101H147ZM156 102H158V101H154V103H156ZM161 102H162V100H161ZM161 102H160V104H161ZM178 102H180V101H178ZM177 102V103H178ZM202 102V101H201ZM252 102V101H251ZM13 103V102H12ZM15 103V102H14ZM24 103V102H23ZM28 103V102H27ZM64 103H65V101H64ZM79 103V104H80ZM95 103V102H94ZM94 103H91L92 104V106H93V104ZM100 103H102V102H100ZM121 103V102H120ZM122 103V104H123ZM137 103V102H136ZM150 103H152V102H150ZM165 103V102H164ZM182 103V102H181ZM223 103H224V100H223ZM227 103V102H226ZM239 103V102H238ZM1 104V103H0ZM3 104V103H2ZM30 104H32V103H30ZM37 104V103H36ZM36 104H34V105H36ZM40 104V103H39ZM42 105H43V103H41ZM54 104V103H53ZM56 104V103H55ZM74 104V103H73ZM76 104V103H75ZM74 104V105H75ZM82 104V103H81ZM104 104V103H103ZM131 104H133V102L131 103ZM141 104V103H140ZM140 104H138V105H140ZM157 104V103H156ZM248 104V103H247ZM29 105V104H28ZM38 105V104H37ZM41 105V107L40 108H42V107H44V106H42ZM47 105V104H46ZM58 105H60V104H58ZM57 105V106H58ZM70 105H72V103L70 104ZM69 105V106H70ZM73 105V106H74ZM83 105V104H82ZM86 105V104H85ZM96 105H97V103H96ZM95 105V106H96ZM105 105V104H104ZM117 105H119L120 107H121V105L120 104H117ZM125 105V104H124ZM134 105H136V104H134ZM138 105H136V106H133V107H138ZM143 105V104H142ZM154 105V104H153ZM152 105V106H153ZM166 105V104H165ZM175 105V104H174ZM173 105V106H174ZM179 105V104H178ZM223 105V104H222ZM250 105V104H249ZM256 105V104H255ZM8 106V105H7ZM7 106H6V108H7ZM18 106H19V103H18ZM21 106V105H20ZM26 106V105H25ZM56 106V107H57ZM66 106V105H65ZM68 106V105H67ZM76 106V105H75ZM75 106H74V108H75ZM78 106V105H77ZM118 106V107H119ZM126 106V105H125ZM132 106V105H131ZM130 106V107H131ZM141 106V105H140ZM139 106V107H140ZM159 106V105H158ZM196 106V105H195ZM211 106V105H210ZM216 106H219V105H216ZM224 106V105H223ZM227 106V105H226ZM14 107V106H13ZM38 107H39V105H38ZM51 107H53V106H51L50 105V108ZM61 107V106H60ZM63 107H64V105H63ZM80 107V106H79ZM79 107H77V108H79ZM88 107H89V105H88ZM113 107V106H112ZM128 107V106H127ZM127 107H126V109H127ZM157 107V106H156ZM161 107H163V106H161ZM200 107V106H199ZM255 107H257V106H255ZM10 108V107H9ZM32 108V107H31ZM68 108H70V107H68ZM76 108V109H77ZM81 108H82V106H81ZM83 108H84V106H83ZM90 108H91V106H90ZM99 109L101 108V106L99 105V107H98ZM149 108V107H148ZM152 108V107H151ZM219 108V107H218ZM225 108V110L224 111H222V112H225L226 111V107H224ZM233 108V107H232ZM8 109V108H7ZM18 109V108H17ZM24 109V108H23ZM28 109H29V106H28ZM33 109V108H32ZM44 109V108H43ZM61 109H62V107H61ZM65 109V108H64ZM73 109V108H72ZM71 109V110H72ZM97 109V108H96ZM113 109V108H112ZM115 109H116V107H115ZM118 109V108H117ZM116 109V110H117ZM136 109V108H135ZM155 109H158V108H155ZM190 109V108H189ZM221 109V108H220ZM239 109V108H238ZM260 109V108H259ZM1 110V109H0ZM25 110V109H24ZM31 110V109H30ZM35 110H36V108H35ZM57 110V109H56ZM60 110V109H59ZM63 110V109H62ZM69 110V109H68ZM75 110V109H74ZM79 110H80V108H79ZM87 110H88V108H87ZM94 110V109H93ZM101 110V109H100ZM107 110V109H106ZM105 110V111H106ZM130 110V109H129ZM145 109H143V111H144ZM162 110V109H161ZM168 110V109H167ZM196 110V109H195ZM255 110V109H254ZM261 110V109H260ZM6 111V110H5ZM8 111V110H7ZM15 111H16V109H15ZM20 111V110H19ZM34 111V110H33ZM37 111H39V110H37ZM43 110H41V112H42ZM46 111V110H45ZM78 111V110H77ZM82 111V110H81ZM80 111V112H81ZM83 111H84V109H83ZM99 111V110H98ZM97 111V112H98ZM108 111V110H107ZM127 111V110H126ZM125 111V112H126ZM133 111H134V109H133ZM137 111H138V109H137ZM171 111V110H170ZM197 111V110H196ZM199 111V110H198ZM212 111V110H211ZM21 112V111H20ZM19 112V113H20ZM29 112V111H28ZM32 112V111H31ZM41 112H39V113H41ZM49 112V111H48ZM65 113H66V110L64 111ZM70 112V111H69ZM72 112H74L73 110H72ZM84 112H86V111H84ZM89 112H90V110H89ZM94 112V111H93ZM99 112H101V111H99ZM111 112V111H110ZM116 113L118 112V111H115ZM114 112V113H115ZM122 112V111H121ZM140 112V111H139ZM151 112H152V110H151ZM154 112V111H153ZM240 112V111H239ZM5 113V112H4ZM15 113V112H14ZM18 113V112H17ZM23 113H25V112H23ZM38 113V114H39ZM62 113V112H61ZM77 113H79V112H77ZM91 113V112H90ZM90 113H88V114H90ZM108 113V112H107ZM115 113V114H116ZM123 113H124V111H123ZM130 113V112H129ZM144 113V112H143ZM146 114H147V112H145ZM144 113V114H145ZM162 113V112H161ZM21 114V113H20ZM35 114V113H34ZM68 114V113H67ZM72 114V113H71ZM76 114V113H75ZM84 114V113H83ZM86 114V113H85ZM87 114V115H88ZM97 114V113H96ZM101 114H104V113H102L101 112ZM133 114V113H132ZM139 114V113H138ZM177 114V113H176ZM187 114V113H186ZM225 114V113H224ZM224 114H222V115H224ZM242 114V113H241ZM249 114V113H248ZM261 114V113H260ZM5 115V114H4ZM16 116H18L17 114H15ZM22 115H24V114H22ZM53 115V114H52ZM57 115V114H56ZM59 115V114H58ZM61 115V114H60ZM70 115V114H69ZM91 115H92V113H91ZM99 115V114H98ZM109 115H112V114H109ZM117 115H118V113H117ZM117 115H114V116H117ZM129 115V114H128ZM1 116V115H0ZM9 116V115H8ZM35 116V115H34ZM36 116H39V115H37L36 114ZM51 116V115H50ZM49 116V117H50ZM55 116V115H54ZM62 116V115H61ZM90 116V115H89ZM93 116V115H92ZM119 116V115H118ZM136 116V115H135ZM139 116H141V113H140V115ZM145 116V115H144ZM148 116V115H147ZM167 116V115H166ZM214 116V115H213ZM4 117V116H3ZM19 117V116H18ZM27 117H28V115H27ZM39 117H41V116H39ZM38 117V118H39ZM51 117H53V116H51ZM60 117V116H59ZM59 117L57 118V119H59ZM66 117H67V115H66ZM66 117H65V119L63 120L62 119V121H65L66 120ZM70 117V116H69ZM131 117V116H130ZM132 117H133V115H132ZM224 117V116H223ZM261 117V116H260ZM259 117V118H260ZM13 118H15V117H13ZM42 118V117H41ZM43 118H45V117H43ZM43 118H42V120H43ZM47 118V117H46ZM73 118V117H72ZM71 118V119H72ZM81 118V117H80ZM84 118V117H83ZM88 118V120H90L89 119V117H87ZM110 118V117H109ZM135 118V117H134ZM140 118V117H139ZM139 118H135V119H139ZM164 118V117H163ZM196 118V117H195ZM230 118V117H229ZM245 118V117H244ZM247 118V117H246ZM250 118H251V116H250ZM7 119V118H6ZM29 119H31V118H29ZM35 119V118H34ZM67 119H68V117H67ZM74 119H75V117H74ZM76 119H79V118H77L76 117ZM112 119V118H111ZM182 119V118H181ZM192 119V118H191ZM221 119V118H220ZM231 119V118H230ZM258 119V118H257ZM2 120V119H1ZM9 120V119H8ZM15 120V119H14ZM18 120V119H17ZM21 120H24V116H23V119H21ZM20 120V121H21ZM26 120V119H25ZM33 120V119H32ZM41 120V121H42ZM47 120V119H46ZM46 120H44V121H46ZM50 120V119H49ZM54 120V119H53ZM61 120V119H60ZM68 120H70V118L68 119ZM67 120V121H68ZM82 120V119H81ZM92 120V119H91ZM120 120V119H119ZM126 120V119H125ZM124 120V121H125ZM128 120V119H127ZM129 120H131V119H129ZM146 120H147V118H146ZM169 120V119H168ZM229 120V119H228ZM263 120V119H262ZM3 121V120H2ZM12 121V120H11ZM38 121H40V119H38ZM57 121V120H56ZM72 121V120H71ZM84 121H85V119H84ZM114 121V120H113ZM123 121V122H124ZM143 121V120H142ZM197 121V120H196ZM204 121V120H203ZM222 121H223V118H222ZM258 121V120H257ZM54 122V121H53ZM61 122V121H60ZM76 122V121H75ZM95 122V121H94ZM111 122V121H110ZM128 122V121H127ZM130 122V121H129ZM135 122V121H134ZM159 122V121H158ZM165 122V121H164ZM176 122V121H175ZM206 122V121H205ZM220 122V121H219ZM234 122V121H233ZM232 122V123H233ZM238 122V121H237ZM236 122V123H237ZM2 123V122H1ZM9 123V122H8ZM13 123V122H12ZM22 123H24V121L22 122ZM38 123V122H37ZM46 123H48V122H46ZM62 123V122H61ZM137 123V122H136ZM135 123V124H136ZM142 123V122H141ZM169 123V122H168ZM226 123V122H225ZM225 123H223V124H225ZM235 123V124H236ZM258 123H260V122H258ZM262 123V122H261ZM10 124V123H9ZM33 124V123H32ZM49 124V123H48ZM47 124V125H48ZM83 124V123H82ZM95 124V123H94ZM123 124H125V123H123ZM144 124V123H143ZM146 124V123H145ZM148 124V123H147ZM163 124V123H162ZM167 124V123H166ZM165 124V125H166ZM170 124V123H169ZM198 124V123H197ZM205 124V123H204ZM221 124V123H220ZM230 124V123H229ZM26 125V124H25ZM36 125V124H35ZM40 125H42V124H40ZM44 125V124H43ZM55 125H56V123H55ZM73 125V124H72ZM113 125V124H112ZM111 125V126H112ZM130 125V124H129ZM200 125V124H199ZM232 125V124H231ZM12 126H13V124H12ZM24 126V125H23ZM37 126V125H36ZM67 126V125H66ZM70 126V125H69ZM68 126V127H69ZM80 126V125H79ZM79 126H77V127H79ZM85 126V125H84ZM90 126V125H89ZM96 126V125H95ZM100 126V125H99ZM146 126V125H145ZM150 126V125H149ZM163 126V125H162ZM171 126V125H170ZM174 126V125H173ZM227 126V125H226ZM247 126V125H246ZM264 126V125H263ZM25 127V126H24ZM35 127V126H34ZM33 127V128H34ZM41 127V126H40ZM45 127V126H44ZM83 127V126H82ZM91 127V126H90ZM98 127V126H97ZM134 127V126H133ZM140 127H142V126H140ZM155 127V126H154ZM158 127H159V125H158ZM219 127V126H218ZM235 127V126H234ZM256 127H257V125H256ZM22 128V127H21ZM25 128H27V127H25ZM30 128V127H29ZM47 128V127H46ZM53 128V127H52ZM59 128V127H58ZM57 128V129H58ZM70 128V127H69ZM75 128V127H74ZM105 128H107V126L105 127ZM119 128V127H118ZM167 128H169V127H167ZM187 128V127H186ZM201 128V127H200ZM203 128L205 129V126H203ZM213 128V127H212ZM225 128H227V127H225ZM230 128V127H229ZM248 128H250V127H248ZM261 128V127H260ZM11 129V128H10ZM102 129V128H101ZM100 129V130H101ZM127 129V128H126ZM131 129V128H130ZM139 129V128H138ZM174 129V128H173ZM191 129V128H190ZM197 129V128H196ZM223 129V128H222ZM246 129V128H245ZM258 129V128H257ZM9 130V129H8ZM32 130V129H31ZM34 130V129H33ZM66 130H67V128H66ZM92 130H94V129H92ZM168 130V129H167ZM178 130V129H177ZM189 130V129H188ZM209 130V129H208ZM227 130V129H226ZM229 130V129H228ZM4 131V130H3ZM28 131V130H27ZM46 131V130H45ZM62 131H63V129H62ZM65 131V130H64ZM73 131V130H72ZM80 131V130H79ZM91 131V130H90ZM97 131V130H96ZM104 131V130H103ZM126 131V130H125ZM155 131H157L156 129H155ZM252 131V130H251ZM255 131V130H254ZM264 131V130H263ZM52 132V131H51ZM50 132V133H51ZM61 132V131H60ZM85 132H86V130H85ZM88 132V131H87ZM95 132V131H94ZM101 132H102V130H101ZM216 132V131H215ZM9 133V132H8ZM30 133V132H29ZM36 133V132H35ZM65 133V132H64ZM96 133V132H95ZM156 133V132H155ZM176 133V132H175ZM196 133V132H195ZM224 133V132H223ZM222 133V134H223ZM232 133V132H231ZM21 134V133H20ZM19 134V135H20ZM23 134V133H22ZM32 134H33V132H32ZM58 134V133H57ZM107 134H108V132H107ZM115 134V133H114ZM121 134V133H120ZM126 134H128V133H126ZM167 134V133H166ZM184 134V133H183ZM208 134V133H207ZM212 134V133H211ZM259 134V133H258ZM42 135V134H41ZM60 135V134H59ZM75 135V134H74ZM103 135H104V133H103ZM102 135V136H103ZM147 135V134H146ZM168 135V134H167ZM166 135V136H167ZM172 135V134H171ZM209 135V134H208ZM215 135V134H214ZM225 135V134H224ZM229 135V134H228ZM255 135H256V133H255ZM263 135V134H262ZM32 136V135H31ZM39 136V135H38ZM48 136V135H47ZM51 136V135H50ZM169 136V135H168ZM204 136V135H203ZM28 137V136H27ZM43 137V136H42ZM66 137V136H65ZM77 137V136H76ZM83 137V136H82ZM96 137H98V136H96ZM104 137V136H103ZM121 137V136H120ZM135 137V136H134ZM155 137V136H154ZM181 137V136H180ZM210 137V136H209ZM257 137V136H256ZM13 138V137H12ZM34 138V137H33ZM57 138V137H56ZM64 138V137H63ZM133 138V137H132ZM144 138V137H143ZM142 138V139H143ZM149 138H150V136H149ZM166 138V137H165ZM175 138V137H174ZM258 138H259V136H258ZM37 139V138H36ZM44 139V138H43ZM52 139V138H51ZM91 139V138H90ZM96 139V138H95ZM169 139V138H168ZM193 139V138H192ZM196 139V138H195ZM201 139V138H200ZM247 139V138H246ZM28 140V139H27ZM31 140V139H30ZM77 140V139H76ZM154 140V139H153ZM167 140V139H166ZM170 140V139H169ZM172 140V139H171ZM177 140V139H176ZM250 140V139H249ZM256 140V139H255ZM23 141V140H22ZM25 141V140H24ZM36 141V140H35ZM94 141V140H93ZM109 141V140H108ZM163 141H165V140H163ZM175 141V140H174ZM181 141V140H180ZM19 142H20V140H19ZM49 142V141H48ZM61 142V141H60ZM72 142V141H71ZM98 142V141H97ZM107 142V141H106ZM119 142V141H118ZM167 142V141H166ZM165 142V143H166ZM172 142V141H171ZM185 142V141H184ZM236 142V141H235ZM10 143V142H9ZM32 143V142H31ZM50 143V142H49ZM52 143V142H51ZM95 143H96V141H95ZM101 143V142H100ZM99 143V144H100ZM168 143H169V141H168ZM218 143V142H217ZM234 143V142H233ZM246 143V142H245ZM248 143V142H247ZM42 144V143H41ZM62 144V143H61ZM74 144V143H73ZM103 144V143H102ZM101 144V145H102ZM108 145H109V143H107ZM106 144V145H107ZM120 144V143H119ZM118 144V145H119ZM130 144V143H129ZM132 144V143H131ZM145 144V143H144ZM24 145V144H23ZM125 145V144H124ZM167 145V144H166ZM225 145V144H224ZM70 146V145H69ZM136 146V145H135ZM180 146V145H179ZM205 146V145H204ZM219 146H220V144H219ZM255 146V145H254ZM33 147V146H32ZM91 147V146H90ZM160 147V146H159ZM167 147V146H166ZM172 147V146H171ZM177 147V146H176ZM193 147V146H192ZM207 147V146H206ZM213 147V146H212ZM224 147V146H223ZM34 148V147H33ZM65 148V147H64ZM95 148V147H94ZM123 148V147H122ZM134 148V147H133ZM173 148V147H172ZM181 148V147H180ZM250 148V147H249ZM256 147H254V149H255ZM263 148H264V146H263ZM74 149V148H73ZM103 149V148H102ZM115 149V148H114ZM124 149H125V147H124ZM128 149V148H127ZM144 149V148H143ZM161 149H162V147H161ZM175 149V148H174ZM187 149V148H186ZM26 150V149H25ZM129 150V149H128ZM150 150V149H149ZM153 150V149H152ZM157 150V149H156ZM164 150V149H163ZM162 150V151H163ZM181 150V149H180ZM217 150V149H216ZM225 150V149H224ZM227 150V149H226ZM46 151V150H45ZM155 151V150H154ZM165 151V150H164ZM174 151V150H173ZM179 151V150H178ZM185 151V150H184ZM208 151V150H207ZM215 151V150H214ZM223 151V150H222ZM221 151V152H222ZM96 152V151H95ZM122 152V151H121ZM133 152H134V150H133ZM202 152V151H201ZM243 152V151H242ZM18 153V152H17ZM22 153H23V151H22ZM26 153V152H25ZM44 153V152H43ZM105 153V152H104ZM142 153V152H141ZM160 153V152H159ZM182 153V152H181ZM219 153V152H218ZM225 153V152H224ZM70 154V153H69ZM72 154V153H71ZM80 154V153H79ZM121 154V153H120ZM119 154V155H120ZM135 154H137V152L135 153ZM140 154V153H139ZM166 154V153H165ZM185 154V153H184ZM205 154V153H204ZM235 154V153H234ZM164 155V154H163ZM206 155V154H205ZM262 155V154H261ZM17 156V155H16ZM90 156V155H89ZM99 156V155H98ZM136 156V155H135ZM134 156V157H135ZM162 156V155H161ZM191 156V155H190ZM250 156V155H249ZM38 157V156H37ZM71 157V156H70ZM97 157V156H96ZM102 157V156H101ZM159 157V156H158ZM169 157V156H168ZM187 157V156H186ZM11 158V157H10ZM90 158V157H89ZM163 158V157H162ZM184 158H185V156H184ZM188 158V157H187ZM5 159V158H4ZM21 159V158H20ZM65 159V158H64ZM159 159V158H158ZM191 159V158H190ZM197 159V158H196ZM41 160V159H40ZM105 160H107V159H105ZM131 160V159H130ZM135 160V159H134ZM139 160V159H138ZM155 160V159H154ZM175 160V159H174ZM184 160V159H183ZM188 160V159H187ZM199 160V159H198ZM202 160V159H201ZM222 160V159H221ZM234 160V159H233ZM22 161V160H21ZM42 161V160H41ZM60 161V160H59ZM133 161V160H132ZM151 161V160H150ZM207 161V160H206ZM251 161V160H250ZM12 162V161H11ZM17 162V161H16ZM34 162V161H33ZM223 162H225V161H223ZM3 163V162H2ZM28 163V162H27ZM49 163V162H48ZM150 163V162H149ZM196 163V162H195ZM199 163V162H198ZM210 163V162H209ZM208 163V164H209ZM215 163V162H214ZM234 163V162H233ZM19 164V163H18ZM30 164V163H29ZM114 164V163H113ZM143 164V163H142ZM181 164H183V163H181ZM219 164V163H218ZM226 164H228V163H226ZM236 164V163H235ZM9 165V164H8ZM36 165V164H35ZM34 165V166H35ZM67 165V164H66ZM150 165V164H149ZM193 165V164H192ZM222 165H224V164H222ZM229 165V164H228ZM56 166V165H55ZM87 166V165H86ZM117 166V165H116ZM140 166V165H139ZM159 166V165H158ZM207 166V165H206ZM227 166V165H226ZM234 166V165H233ZM19 167V166H18ZM59 167V166H58ZM7 168V167H6ZM26 168V167H25ZM64 168V167H63ZM81 168V167H80ZM132 168V167H131ZM136 168V167H135ZM155 168V167H154ZM169 168V167H168ZM177 168V167H176ZM179 168V167H178ZM181 168V167H180ZM198 168V167H197ZM223 168V167H222ZM40 169V168H39ZM38 169V170H39ZM44 169V168H43ZM52 169V168H51ZM65 169V168H64ZM139 169V168H138ZM156 169V168H155ZM173 169H175V168H173ZM184 169V168H183ZM187 169V168H186ZM191 169V168H190ZM218 169V168H217ZM228 169V168H227ZM28 170V169H27ZM33 170V169H32ZM47 170V169H46ZM50 170V169H49ZM58 170V169H57ZM68 170V169H67ZM142 170H143V168H142ZM161 170V169H160ZM193 170H194V168H193ZM29 171V170H28ZM90 171H92V170H90ZM133 171V170H132ZM139 171V170H138ZM141 171V170H140ZM146 171V170H145ZM150 171V170H149ZM155 171V170H154ZM163 171V170H162ZM173 171V170H172ZM213 171V170H212ZM255 171V170H254ZM3 172H5V171H3ZM34 172V171H33ZM75 172V171H74ZM227 172V171H226ZM225 172V173H226ZM230 172V171H229ZM239 172V171H238ZM7 173V172H6ZM31 173V172H30ZM39 173V172H38ZM49 173V172H48ZM141 173V172H140ZM171 173V172H170ZM178 173V172H177ZM224 173V174H225ZM232 173V172H231ZM256 173V172H255ZM131 174V173H130ZM129 174V175H130ZM151 174V173H150ZM183 174V173H182ZM239 174V173H238ZM262 174V173H261ZM8 175V174H7ZM45 175H46V173H45ZM67 175V174H66ZM80 175V174H79ZM177 175V174H176ZM188 175V174H187ZM216 175V174H215ZM222 175V174H221ZM232 175V174H231ZM231 175H229V176H231ZM250 175V174H249ZM9 176V175H8ZM7 176V177H8ZM225 176V175H224ZM228 176V175H227ZM233 176V175H232ZM239 176V175H238ZM261 176V175H260ZM28 177V176H27ZM127 177H128V175H127ZM131 177V176H130ZM164 177H166L165 175H164ZM176 177V176H175ZM175 177H173V178H175ZM188 177V176H187ZM20 178V177H19ZM119 178V177H118ZM126 178V177H125ZM132 178V177H131ZM222 178V177H221ZM226 178V177H225ZM234 178H235V175H234ZM233 177L232 178H230V180L231 179H234ZM242 178H244V177H241V179ZM249 178V177H248ZM126 179H128V178H126ZM145 179V178H144ZM164 179V178H163ZM193 179V178H192ZM196 179V178H195ZM209 179V178H208ZM207 179V180H208ZM212 179V178H211ZM228 179V178H227ZM245 179V178H244ZM261 179V178H260ZM264 179V178H263ZM132 180H133V178H132ZM166 180H167V178H166ZM176 180H179V179H177V177H176ZM224 180H226V179H224ZM256 180V179H255ZM262 180V179H261ZM8 181V180H7ZM73 181V180H72ZM121 181V180H120ZM124 181V180H123ZM131 181V180H130ZM139 181V180H138ZM175 181V180H174ZM173 181V182H174ZM186 181V180H185ZM220 181V180H219ZM241 181V180H240ZM249 181V180H248ZM254 181V180H253ZM165 182V181H164ZM168 182V181H167ZM184 182V181H183ZM224 182V181H223ZM234 182V181H233ZM237 182V181H236ZM259 182H261V181H259ZM258 182V183H259ZM35 183H36V181H35ZM160 183H162V182H160ZM177 183H179V182H177ZM186 183V182H185ZM226 183V182H225ZM225 183H223V185H221L222 186V188H223V186H224V184ZM235 183V182H234ZM127 184V183H126ZM142 184V183H141ZM144 184V183H143ZM159 184V183H158ZM163 184V183H162ZM169 184V183H168ZM184 184V183H183ZM44 185H45V183H44ZM132 185V184H131ZM186 185V184H185ZM259 185V184H258ZM19 186V185H18ZM172 186V185H171ZM195 186V185H194ZM220 186V185H219ZM227 186V185H226ZM128 187V186H127ZM167 187V186H166ZM207 187V186H206ZM21 188V187H20ZM131 188V187H130ZM142 188V187H141ZM220 188V187H219ZM225 188V187H224ZM234 188V187H233ZM246 188V187H245ZM19 189V188H18ZM122 189V188H121ZM157 189V188H156ZM162 189H164V188H162ZM175 189V188H174ZM192 189V188H191ZM261 189V188H260ZM37 190V189H36ZM35 190V191H36ZM135 190V189H134ZM137 190H138V188H137ZM136 190V191H137ZM5 191V190H4ZM165 191V190H164ZM163 191V192H164ZM214 191V190H213ZM6 192V191H5ZM123 192H124V190H123ZM179 192V191H178ZM188 192V191H187ZM223 191H221V193H222ZM158 193V192H157ZM172 193V192H171ZM180 193V192H179ZM216 193V192H215ZM3 194V193H2ZM139 194V193H138ZM151 194V193H150ZM167 194H168V192H167ZM187 194V193H186ZM203 194V193H202ZM32 195V194H31ZM45 195V194H44ZM130 195V194H129ZM164 195V194H163ZM169 196L171 195V194H168ZM180 195V194H179ZM188 195V194H187ZM228 195V194H227ZM1 196V195H0ZM131 196V195H130ZM160 196V195H159ZM174 196V195H173ZM218 196H219V194H218ZM222 196V195H221ZM255 196V195H254ZM257 196V195H256ZM18 197V196H17ZM155 197V196H154ZM216 197V196H215ZM261 197V196H260ZM178 198V197H177ZM242 198V197H241ZM257 198V197H256ZM106 199V198H105ZM133 199V198H132ZM157 199V198H156ZM202 199V198H201ZM237 199V198H236ZM243 199V198H242ZM255 199V198H254ZM6 200V199H5ZM155 200V199H154ZM161 200V199H160ZM172 200V199H171ZM207 200V199H206ZM227 200V199H226ZM250 200V199H249ZM18 201V200H17ZM138 201V200H137ZM143 201V200H142ZM175 201V200H174ZM187 201V200H186ZM215 201V200H214ZM231 200H229V202H230ZM116 202V201H115ZM124 202V201H123ZM220 202V201H219ZM235 202V201H234ZM46 203V202H45ZM130 203V202H129ZM138 203V202H137ZM136 203V204H137ZM152 203V202H151ZM154 203V202H153ZM210 203V202H209ZM215 203V202H214ZM237 203H238V201H237ZM263 203V202H262ZM144 204V203H143ZM146 204V203H145ZM158 204V203H157ZM168 204V203H167ZM166 204V205H167ZM188 204V203H187ZM228 204V203H227ZM232 204V203H231ZM235 204V203H234ZM240 204V203H239ZM103 205V204H102ZM176 205V204H175ZM222 205H225V204H222ZM243 205V204H242ZM123 206V205H122ZM168 206V205H167ZM212 206H213V204H212ZM233 206V205H232ZM248 206V205H247ZM126 207V206H125ZM156 207V206H155ZM186 207V206H185ZM214 207V206H213ZM217 207V206H216ZM231 207V206H230ZM170 208V207H169ZM178 208V207H177ZM195 208V207H194ZM227 208V207H226ZM232 208V207H231ZM126 209V208H125ZM172 209V208H171ZM197 209V208H196ZM223 209V208H222ZM248 209V208H247ZM251 209V208H250ZM160 210V209H159ZM175 210V209H174ZM189 210V209H188ZM208 210V209H207ZM215 210V209H214ZM225 210V209H224ZM227 210V209H226ZM173 211V210H172ZM196 211V210H195ZM213 211V210H212ZM218 211V210H217ZM160 212V211H159ZM222 212V211H221ZM225 212V211H224ZM232 212H233V210H232ZM231 212V213H232ZM250 212V211H249ZM127 213V212H126ZM161 213V212H160ZM159 213V214H160ZM171 213V212H170ZM200 213V212H199ZM219 213V212H218ZM223 213V212H222ZM226 213H228L227 211H226ZM235 213H236V211H235ZM245 213V212H244ZM243 213V214H244ZM207 214V213H206ZM229 214V213H228ZM242 214V215H243ZM179 215V214H178ZM183 215V214H182ZM204 215H205V213H204ZM224 215V214H223ZM230 215H232V214H230ZM247 215V214H246ZM259 215V214H258ZM160 216V215H159ZM184 216V215H183ZM189 216H191V215H189ZM233 216V215H232ZM236 216V215H235ZM1 217V216H0ZM146 217V216H145ZM167 217V216H166ZM175 217H177V216H175ZM242 217V216H241ZM261 217V216H260ZM130 218V217H129ZM144 218V217H143ZM215 218V217H214ZM224 218V217H223ZM104 219V218H103ZM222 219V218H221ZM149 220H150V218H149ZM154 220V219H153ZM157 220H159V219H157ZM104 221V220H103ZM252 221H253V219H252ZM257 221V220H256ZM259 221V220H258ZM47 222V221H46ZM159 222V221H158ZM199 222V221H198ZM251 222V221H250ZM103 223V222H102ZM134 223H136V222H134ZM169 223V222H168ZM224 223V222H223ZM133 224V223H132ZM137 224V223H136ZM163 224V223H162ZM191 224V223H190ZM226 224V223H225ZM105 225V224H104ZM152 225V224H151ZM180 225V224H179ZM188 225H189V223H188ZM220 225H222V224H220ZM228 225V224H227ZM127 226V225H126ZM157 226H158V224H157ZM182 226V225H181ZM236 226V225H235ZM249 226V225H248ZM262 226V225H261ZM101 227V226H100ZM110 227V226H109ZM113 227V226H112ZM148 227V226H147ZM164 227V226H163ZM223 227V226H222ZM96 228V227H95ZM195 228V227H194ZM104 229V228H103ZM137 229H139V228H137ZM157 229V228H156ZM210 229V228H209ZM245 229H247V228H245ZM150 230V229H149ZM216 230V229H215ZM144 231V230H143ZM239 231V230H238ZM258 231V230H257ZM218 232V231H217ZM228 232V231H227ZM234 232V231H233ZM253 232V231H252ZM153 233V232H152ZM193 233V232H192ZM200 233V232H199ZM207 233V232H206ZM216 233V232H215ZM169 234V233H168ZM184 234V233H183ZM205 234V233H204ZM203 234V235H204ZM252 234V233H251ZM250 234V235H251ZM143 235V234H142ZM149 235V234H148ZM159 235V234H158ZM157 235V236H158ZM199 235V234H198ZM209 235H210V233H209ZM218 235V234H217ZM229 235V234H228ZM256 235V234H255ZM172 236V235H171ZM181 236H183V235H181ZM216 236V235H215ZM220 236V235H219ZM122 237V236H121ZM177 237V236H176ZM189 237V236H188ZM199 237V236H198ZM224 237V236H223ZM246 237V236H245ZM261 237V236H260ZM263 237V236H262ZM138 238V237H137ZM152 238V237H151ZM186 238V237H185ZM196 238V237H195ZM206 238H207V236H206ZM210 238V237H209ZM215 238V237H214ZM213 238V239H214ZM131 239V238H130ZM153 239V238H152ZM172 239V238H171ZM257 239V238H256ZM58 240V239H57ZM94 240V239H93ZM121 240V239H120ZM169 240V239H168ZM202 240V239H201ZM220 240H223V239H220ZM226 240V239H225ZM123 241H124V239H123ZM173 241V240H172ZM229 241V240H228ZM247 241V240H246ZM125 242V241H124ZM135 242H136V240H135ZM193 242V241H192ZM198 242V241H197ZM206 242V241H205ZM216 242V241H215ZM223 242V241H222ZM230 242L232 243V241L230 240ZM229 242V243H230ZM243 242V241H242ZM259 242H261V240L259 241ZM121 243V242H120ZM123 243V242H122ZM161 243V242H160ZM177 243V242H176ZM180 243V242H179ZM201 243V242H200ZM211 243V242H210ZM218 243V242H217ZM217 243H215V244H217ZM264 243V242H263ZM155 244V243H154ZM220 244V243H219ZM244 244V243H243ZM259 244V243H258ZM262 244V243H261ZM138 246V245H137ZM179 246V245H178ZM194 246V245H193ZM208 246V245H207ZM245 246V245H244ZM251 246V245H250ZM144 247V246H143ZM199 247V246H198ZM214 247V246H213ZM236 247V246H235ZM253 247H255V246H253ZM125 248H126V246H125ZM173 248V247H172ZM262 248V247H261ZM152 249V248H151ZM167 249V248H166ZM224 249V248H223ZM227 249V248H226ZM133 250H135V249H133ZM155 250V249H154ZM153 250V251H154ZM168 250V249H167ZM229 250V249H228ZM137 251V250H136ZM238 251H239V249H238ZM171 252V251H170ZM192 252V251H191ZM216 252V251H215ZM245 252V251H244ZM211 253V252H210ZM216 253H219V251L218 252H216ZM258 253V252H257ZM143 254V253H142ZM215 254V253H214ZM228 254V253H227ZM245 254V253H244ZM186 255V254H185ZM208 255V254H207ZM133 256V255H132ZM189 256V255H188ZM192 256V255H191ZM226 256V255H225ZM233 256V255H232ZM129 257H130V255H129ZM151 257V256H150ZM221 257V256H220ZM223 257V256H222ZM221 257V258H222ZM246 257V256H245ZM82 258V257H81ZM196 258H197V256H196ZM219 258V257H218ZM247 258V257H246ZM96 259V258H95ZM203 259V258H202ZM213 259V258H212ZM235 259V258H234ZM74 260V259H73ZM166 260H168V259H166ZM188 260H189V258H188ZM191 260V259H190ZM224 260V259H223ZM258 260V259H257ZM128 261V260H127ZM175 261V260H174ZM200 261V260H199ZM210 261V260H209ZM221 261V260H220ZM226 261H227V259H226ZM225 261V262H226ZM236 261V260H235ZM215 262V261H214ZM224 262V261H223ZM228 262V261H227ZM229 262H230V259H229ZM236 263H237V261H236ZM244 263V262H243ZM259 263V262H258ZM56 264V263H55ZM73 264V263H72ZM231 264V263H230Z\"/></svg>", "mask_w": 264, "mask_h": 264}]
</instances>
